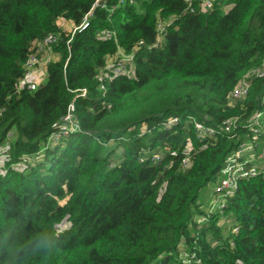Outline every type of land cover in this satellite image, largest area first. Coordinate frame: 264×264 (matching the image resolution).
Returning <instances> with one entry per match:
<instances>
[{
  "label": "trees",
  "instance_id": "obj_1",
  "mask_svg": "<svg viewBox=\"0 0 264 264\" xmlns=\"http://www.w3.org/2000/svg\"><path fill=\"white\" fill-rule=\"evenodd\" d=\"M94 1L0 0V147L11 133L0 161V264H264L263 175L240 179L227 199L223 221L236 232L222 233L216 210L197 222L207 205L200 190L247 140L245 121L261 107L264 76L245 98L230 93L264 58V0H212L208 9L197 0L91 9ZM49 33L57 40L45 79L16 89ZM120 54L132 58L115 73ZM70 106L78 130L41 151ZM228 119L229 134L197 137L198 125ZM258 143L264 150V121ZM41 234L51 249L33 246Z\"/></svg>",
  "mask_w": 264,
  "mask_h": 264
},
{
  "label": "built area",
  "instance_id": "obj_2",
  "mask_svg": "<svg viewBox=\"0 0 264 264\" xmlns=\"http://www.w3.org/2000/svg\"><path fill=\"white\" fill-rule=\"evenodd\" d=\"M122 2L123 0H119ZM132 2V0H129ZM199 6L203 9L211 8L212 0H197ZM100 6L105 7V0H95L91 6V9ZM91 9L84 15L82 22L78 28H83L87 24V17L91 15ZM192 10V9H191ZM158 32L161 34L164 31V26L158 24ZM109 30L104 29L99 32L104 36ZM57 35L53 33L47 34L41 40L35 42L31 53L23 62V75L16 82V89H28L33 90L42 80L45 79V65L51 61L49 55L53 54L52 45L56 42ZM52 56V55H51ZM131 54H120L119 57L111 64V69L115 73L123 72L128 63L130 62ZM264 76V58L261 62L249 69L243 74L237 85L230 93V101L241 100L246 97L250 89L251 81L254 78H261ZM260 108L255 109L252 114L245 121V127L248 130L247 140L238 144L237 148L232 150L226 155L223 166L220 168L217 175V179L213 184L212 194L205 208V214L197 217V222L202 223L207 221L209 213L218 211L219 222L223 223L224 213L223 209L226 206L227 199L233 195L237 182L243 178L254 177L258 174L264 176V150L260 149L258 143V134L261 130L264 121V95L261 97ZM72 107L69 111L60 119L56 128L48 135L43 148H49L54 146L58 141L69 136L70 133L78 130V125L71 113ZM175 118L169 119L166 124L170 125L175 122ZM236 128V120L228 119L218 127H210L204 125H198L196 128L197 137L213 138L217 135H226L232 132ZM11 138V133L6 135L5 143L0 147V161L7 156L8 140ZM259 148V149H258ZM40 151V152H41ZM160 154L152 153V159H159ZM21 165H29L30 160L23 157ZM181 166H186V160H183ZM221 225V224H220ZM237 226H230L231 232L237 231ZM187 258V257H186ZM182 259V263L186 264L188 260Z\"/></svg>",
  "mask_w": 264,
  "mask_h": 264
},
{
  "label": "rangeland",
  "instance_id": "obj_3",
  "mask_svg": "<svg viewBox=\"0 0 264 264\" xmlns=\"http://www.w3.org/2000/svg\"><path fill=\"white\" fill-rule=\"evenodd\" d=\"M56 25L60 28V29H62L63 31H65V32H67V33H72L73 31H74V27L73 26H71L67 21H65V20H63V19H59L57 22H56ZM52 55V56H51ZM51 55H49L50 57H51V59L52 58H54V54H51ZM129 68V67H128ZM128 68H127V72L126 73H129V71H128ZM117 153H119L120 151H116ZM115 152V153H116ZM118 159H119V157H118ZM30 160H31V162H33V159L32 158H30ZM25 166V165H24ZM24 166H22L21 168H23ZM212 189H213V182H210V183H208L206 186H204L201 190H200V192H199V197H200V200H203V205H206L207 204V202H208V200H209V198H210V195L212 194L211 192H212ZM226 222L224 223V221H223V223L222 222H219L218 221V224L220 225V224H223L224 225V229L222 230V233L223 234H228L229 233V231H230V226H231V220H225ZM67 226V223L66 222H62V223H60V224H58L57 225V228L58 229H62V228H64V227H66Z\"/></svg>",
  "mask_w": 264,
  "mask_h": 264
},
{
  "label": "clouds",
  "instance_id": "obj_4",
  "mask_svg": "<svg viewBox=\"0 0 264 264\" xmlns=\"http://www.w3.org/2000/svg\"><path fill=\"white\" fill-rule=\"evenodd\" d=\"M33 246L37 249L48 250L54 246V241L47 234H41L35 239Z\"/></svg>",
  "mask_w": 264,
  "mask_h": 264
}]
</instances>
